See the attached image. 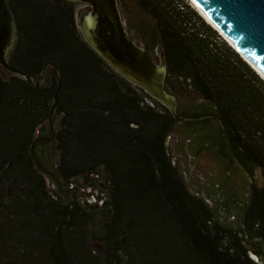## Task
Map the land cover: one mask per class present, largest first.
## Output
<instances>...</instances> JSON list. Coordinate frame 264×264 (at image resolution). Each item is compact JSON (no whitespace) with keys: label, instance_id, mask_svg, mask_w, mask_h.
I'll return each instance as SVG.
<instances>
[{"label":"trees","instance_id":"obj_1","mask_svg":"<svg viewBox=\"0 0 264 264\" xmlns=\"http://www.w3.org/2000/svg\"><path fill=\"white\" fill-rule=\"evenodd\" d=\"M135 2L158 34L165 87L197 94L204 110L181 113L175 99L174 117L122 76L82 36L73 1L8 0L15 41L6 61L31 81L0 73V264H262L264 79L186 0ZM180 113L204 126L215 118L223 157L252 178L260 171L238 226L220 220L172 158ZM50 119L51 169L32 152ZM97 183L102 205L82 190ZM232 200L214 197L225 211Z\"/></svg>","mask_w":264,"mask_h":264},{"label":"water","instance_id":"obj_2","mask_svg":"<svg viewBox=\"0 0 264 264\" xmlns=\"http://www.w3.org/2000/svg\"><path fill=\"white\" fill-rule=\"evenodd\" d=\"M78 1L89 5V9H83L79 13V26L85 40L116 71L163 103L175 117L176 100L165 90V63L158 42L154 50L159 55L160 64H156L144 48L133 42L124 28L116 0ZM192 1L264 74V0ZM14 41L15 21L8 0H0V62L12 73L31 81L25 73L10 66L5 60ZM236 48L234 49L243 58ZM246 62L252 67V64ZM56 98L57 92L54 94L53 108L56 106ZM49 122L52 125V119ZM41 129L43 130L44 126Z\"/></svg>","mask_w":264,"mask_h":264},{"label":"rangeland","instance_id":"obj_3","mask_svg":"<svg viewBox=\"0 0 264 264\" xmlns=\"http://www.w3.org/2000/svg\"><path fill=\"white\" fill-rule=\"evenodd\" d=\"M121 1L126 3V7L133 16L140 19L147 18L144 12H142V10L137 6L135 0ZM186 1L190 2L189 0ZM83 9L84 8H82V5H76L77 26L81 34L82 31L79 26V13ZM122 22L124 24L125 30L129 35H131L133 42L137 46L144 48L147 51L151 49L153 50V48L150 49L147 47V45H145L143 38H140L131 33L132 31L128 25V16L122 19ZM9 53L5 56V60H7ZM154 62L156 64H160L157 57L154 58ZM0 73L4 77H8L11 72L0 62ZM43 81V79H40L37 83L45 84L46 82ZM165 90L177 100V107L178 109H180L181 113L184 112L183 108H191L193 109L191 110L193 112L194 110L198 112L204 110V105L201 102L202 98L198 97L197 94L191 92L190 90L181 92L179 96H175L174 94L172 95L171 91H169V89L166 87ZM211 106L212 105L209 104L208 108H211ZM181 115L182 117H184L183 114ZM185 120L186 118L184 120L180 119L179 122L175 125V128L172 131L171 135L169 136L168 145L171 149V156L174 161L179 164L180 169L184 171L189 187L194 191L200 193V195L203 196L210 203V205H212L216 209L220 220L226 224H233L235 226H238L237 223L238 215L240 213V204H242V202L246 199L251 179L256 184H261L260 171L256 170L252 178L245 172H243L242 169L234 166L235 164H233V161V163H229L227 159L223 157V155L219 152L218 147H215L212 142V136L216 134V131H218L217 128L219 126L218 121L215 118L209 119V121L206 122L205 126L204 124H201L202 122H187ZM56 127L57 121H55V119H52V125H50L49 121L46 122L44 124L43 131L37 132V140L35 141L32 150L36 161L38 160L43 164H47L44 159H50L48 162L49 169L54 166L56 158L54 155L52 156V153L49 154L50 149H48L47 151L44 149L45 146L47 147L50 144L47 143V140H45V138L51 136L50 128L55 132ZM38 164L40 165L39 162ZM46 175L48 176V179H50L51 187L55 188L57 182L51 180L52 177L48 172H46ZM82 190L90 194L89 196H87L88 202L98 205L103 204L104 199H101L99 201L97 198V196L104 197L103 189L100 183H97L96 187L86 186L85 184H83ZM224 191H228V193H230L233 198L232 202L228 204L226 211L224 210L225 207H219L220 204L222 205V202H214V197H216V195L220 196ZM82 197L85 198L86 194ZM219 210L224 211V214H221ZM98 216V219L100 221L101 216ZM98 227L99 225L96 224L92 228L95 233H99L100 230L98 229ZM90 244L97 253H101V245L96 239H91ZM259 260L262 264H264V258H261Z\"/></svg>","mask_w":264,"mask_h":264},{"label":"flooded vegetation","instance_id":"obj_4","mask_svg":"<svg viewBox=\"0 0 264 264\" xmlns=\"http://www.w3.org/2000/svg\"><path fill=\"white\" fill-rule=\"evenodd\" d=\"M71 1H73L76 5L77 4L82 5V8H84V10L89 9V5L84 3V1H78V0H71ZM116 4H117L118 12L121 16V20L128 16V22H129L128 25L132 31L131 33H133V35H136L140 38H143L144 43L145 45H147L148 48L150 49L153 48V50L152 49L148 51L146 50L153 60L155 57L159 59V55L156 54L154 50L156 48L157 42L159 44V37H158L156 30L154 29L152 25V21L147 18L140 19V18L133 16L131 12L128 10V8L126 7V3L121 0H116ZM161 51H162V48H161ZM162 56H163V51H162ZM163 60H164V56H163ZM159 62H160V59H159ZM181 119L184 120L185 118L181 116ZM41 131L43 130L41 129ZM50 134L51 136L45 138V140H47V143H50L49 148L52 149V140L54 137V131L51 130V128H50ZM44 149L46 150L45 147Z\"/></svg>","mask_w":264,"mask_h":264},{"label":"bare ground","instance_id":"obj_5","mask_svg":"<svg viewBox=\"0 0 264 264\" xmlns=\"http://www.w3.org/2000/svg\"><path fill=\"white\" fill-rule=\"evenodd\" d=\"M192 3V6L199 12V14L216 30H218L220 32V34L223 36V38L225 39V41H227L229 44H231V46H233L234 48H236L224 35L223 33L210 21V19L194 4V2L192 0H189ZM237 49V48H236ZM238 50V49H237ZM239 51V50H238ZM240 52V51H239ZM241 53V52H240ZM242 54V53H241ZM243 58L248 61L250 64H252L243 54H242ZM252 67L258 72V74L264 79V74L256 67L252 64Z\"/></svg>","mask_w":264,"mask_h":264},{"label":"clouds","instance_id":"obj_6","mask_svg":"<svg viewBox=\"0 0 264 264\" xmlns=\"http://www.w3.org/2000/svg\"><path fill=\"white\" fill-rule=\"evenodd\" d=\"M220 34V33H219ZM222 36V35H221ZM223 37V36H222ZM230 45V44H229Z\"/></svg>","mask_w":264,"mask_h":264},{"label":"built area","instance_id":"obj_7","mask_svg":"<svg viewBox=\"0 0 264 264\" xmlns=\"http://www.w3.org/2000/svg\"><path fill=\"white\" fill-rule=\"evenodd\" d=\"M190 3V2H189ZM191 4V3H190ZM192 5V4H191Z\"/></svg>","mask_w":264,"mask_h":264}]
</instances>
